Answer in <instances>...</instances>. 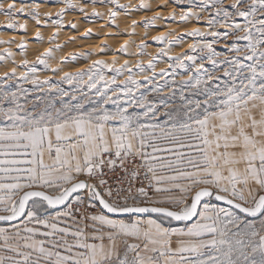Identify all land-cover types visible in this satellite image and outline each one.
<instances>
[{"label": "snow or ice", "instance_id": "snow-or-ice-1", "mask_svg": "<svg viewBox=\"0 0 264 264\" xmlns=\"http://www.w3.org/2000/svg\"><path fill=\"white\" fill-rule=\"evenodd\" d=\"M42 2L63 6L42 17L0 0V31L26 35L25 16L51 45L29 61L27 40L0 39V264H264V0ZM69 11L117 28L154 12L144 37L158 21L204 27L152 36L155 54L127 40L70 72L112 50L57 58Z\"/></svg>", "mask_w": 264, "mask_h": 264}, {"label": "rangeland", "instance_id": "rangeland-1", "mask_svg": "<svg viewBox=\"0 0 264 264\" xmlns=\"http://www.w3.org/2000/svg\"><path fill=\"white\" fill-rule=\"evenodd\" d=\"M161 1L165 2V0H152V7L154 10H157L156 9L157 4H162ZM7 2H10V0H6V3ZM21 2H22V0H16L17 7H20ZM23 2L28 3V4L33 3V2L38 3L39 4L38 10L40 11L42 17H43V13H45V12L55 13L60 7L63 6L61 4H45L42 2V0H23ZM120 2L136 5L140 2V0H120ZM86 10L88 13H91L92 6L88 5ZM96 10L101 11V12H105V13L107 11V9L105 7H101L99 4L96 5ZM170 11H172L171 5H169L168 7L164 8V9H160V14H161V16H167L168 12H170ZM153 14H154V12H147V13L141 12V13H132L130 16H127V17L121 15L118 17V19L116 21V23L118 24V28H117V27L109 26L106 19L96 20V21H94L96 23L95 24L93 22L91 23L89 21H86L84 19L83 14H80V13L75 12V11L67 12L64 16L65 28L63 31L60 32L59 36L56 39V43L64 45L61 48V50L58 53H56V56H58L57 58H59V57L67 58L71 54H76L78 52L98 51L101 45H106L112 51L108 52L106 54H100V55L92 56V57H90L89 61L78 60L76 62H70V63L63 66V71L74 72L77 70H81V69L85 68L91 60H95V59H101L102 58V60L106 59L107 61H110L114 58L112 53L115 52L116 49H118L119 46L127 40H134L136 42V44H139L143 40L145 43H147L149 45V47L146 49V51L148 53L155 54L157 48L155 45H153L151 43V37L152 36L162 34L163 32L167 33L170 31H174L176 35H181L185 31L190 30L193 27H201V30H203V27H204L203 20H201V22L199 24H197L194 21L189 22L187 24H179V23H173V22H166L165 23L164 21H158L157 26L154 28H150L148 30L147 37H144V31L145 30L141 25V21H142V19H145V18H147ZM18 19H19L20 23H26L27 24V34L24 35L23 33L19 32V31H17V32L0 31V39L7 40V39H13L14 38L17 42H19L22 38V37H20L22 34L23 39L30 42L28 45L29 47H28V52H27V59L29 61H32L35 59L36 55H38L40 52H43L45 48H48L51 45H49L47 43L38 44L33 40L34 34L38 30L34 21H32L31 19H29L25 16H21ZM133 20L137 21V27H136L137 29L135 28L136 35L129 36L126 33L130 29V26H131V23ZM3 21H5V17L0 15V22H3ZM70 22L76 24V26H77L75 29L76 32H75V30L68 27ZM100 23H102L103 25H101V26L97 25ZM88 29H91L92 35L89 37H85L84 33ZM42 30H43V32H42ZM39 31L44 36L45 41H47L48 37L52 35V33H53V31H55V29L48 27V28H40ZM118 31L124 32L125 34L124 35H116V33ZM106 32H108V33H106ZM13 33H17L18 37L17 36L14 37L13 35H10ZM69 33L72 35V39L74 38V40L71 39V41H70V39L67 38V34H69ZM9 35L13 36V37L11 38ZM110 36H111V38H110ZM122 36H123V38H122ZM102 38H103V40H102ZM107 39L112 40V42L108 41ZM169 39H172V37H169ZM76 40H78V41H76ZM97 40H100V41H97ZM85 41L86 42L91 41V43L90 42L86 43ZM191 42H192V38H187V40L183 44H181L179 46H173V48L171 49V54L176 55V54H179L181 52H184L187 49L188 44ZM88 43L93 44L92 48H91V45H89ZM3 47H5V46H0V49H2ZM10 47L12 48L13 51H16L15 45H11ZM216 48H217V50H223L222 45H216ZM130 50L135 51V45H132ZM103 58H105V59H103ZM124 59H129L130 62L134 64L135 59H137V58L136 57H126V56L121 55L118 57V62L123 63ZM139 59H141L145 63H147L148 57H139ZM16 60H17V62H19V60H20L19 55L16 56ZM51 63H52V66H56V61H52ZM205 63H207V62H205ZM166 67H167V65H165V64H158L156 71L158 72V71H160L161 68H166ZM10 69H11V64H8L7 66H0V73H3L4 71H9ZM18 71H20V70L18 69ZM217 74H219V73H217ZM46 75H51V74L50 73H44V74H42V78H43V76H46ZM53 79H55V77H53ZM177 79H179V77H177Z\"/></svg>", "mask_w": 264, "mask_h": 264}, {"label": "bare ground", "instance_id": "bare-ground-1", "mask_svg": "<svg viewBox=\"0 0 264 264\" xmlns=\"http://www.w3.org/2000/svg\"><path fill=\"white\" fill-rule=\"evenodd\" d=\"M161 2H162V1H161ZM159 3H160V2H159ZM162 3H164V2H162ZM159 11H160V10H159ZM91 23H92V22H91ZM93 23H95V22H93ZM95 24H96V23H95ZM97 25L101 26V25H103V24L100 23V24H97ZM122 25H123V24H122ZM104 27H105V26H104ZM82 28H83V27H82ZM136 29H137V28H136ZM138 29H139V28H138ZM175 29H176V28H175ZM96 30H97V29H96ZM124 31H125V30H124ZM42 32H43V30H42ZM75 32H76V30H75ZM101 32H102V31H101ZM71 33H72V32H71ZM106 33H108V32H106ZM161 33H162V32H161ZM163 33H165V32H163ZM10 35H13L14 37H16V36L18 37V34H17V33H13V34H10ZM10 35H9V36H10ZM61 35H62V34H61ZM13 36H10V37L12 38ZM20 37H23L22 34H21ZM20 37H19V38H20ZM19 38H18V39H19ZM67 38L70 39V41H71V39H72V35H71L70 33L67 34ZM67 38H66V39H67ZM91 38H92V37H91ZM107 38H108V37H107ZM110 38H111V36H110ZM119 38H120V37H119ZM122 38H123V36H122ZM18 39H17V40H18ZM75 39H76V38H75ZM99 39H100V38H99ZM105 39H106V38H105ZM105 39H104V40H105ZM72 40H74V38H73ZM83 40H84V39H83ZM93 40H94V39H93ZM102 40H103V38H102ZM107 40H108V39H107ZM124 40H125V39H124ZM76 41H78V40H76ZM97 41H100V40H97ZM108 41L112 42V40H108ZM85 42H86V41H85ZM85 42H84V43H85ZM87 42H90V43H91V41H87ZM87 42H86V43H87ZM103 42H104V41H103ZM29 43H30V42H28V45H29ZM31 44H32V43H31ZM88 44H89V43H88ZM35 45H36V44H35ZM74 45H75V44H74ZM89 45H91V48H92L93 44H89ZM111 45H112V44H111ZM31 46H32V45H31ZM28 47H29V46H28ZM91 48H90V49H91ZM152 48H153V47H152ZM84 49H85V48H84ZM87 50H88V49H87ZM96 50H97V49H96ZM88 51H89V50H88ZM57 57H58V56H57ZM101 59H102V58H101ZM103 59H105V58H103ZM105 60H106V59H105ZM78 63H79V62H78Z\"/></svg>", "mask_w": 264, "mask_h": 264}]
</instances>
